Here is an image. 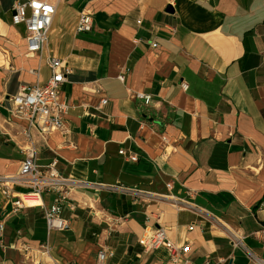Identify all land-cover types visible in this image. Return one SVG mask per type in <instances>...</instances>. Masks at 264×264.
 I'll return each instance as SVG.
<instances>
[{
	"label": "crops",
	"instance_id": "obj_1",
	"mask_svg": "<svg viewBox=\"0 0 264 264\" xmlns=\"http://www.w3.org/2000/svg\"><path fill=\"white\" fill-rule=\"evenodd\" d=\"M26 1L0 0V176L17 175L22 150L35 147L39 166L56 159L78 183L77 207L63 212L64 231H48L41 207L14 211L0 193V264H23L21 244L41 264H95L101 247L114 251L106 264H170L166 248L143 250L147 228L188 245L190 264H254L226 229L264 259L251 236L264 226V0H174L173 13L167 0H56L33 55L24 26L11 23ZM82 12L93 29L76 34ZM51 56L71 70L60 89L69 134L45 144L34 132L26 140L9 110L20 86L48 81ZM116 185L133 193L108 189ZM40 201L46 209L52 196Z\"/></svg>",
	"mask_w": 264,
	"mask_h": 264
},
{
	"label": "built area",
	"instance_id": "obj_2",
	"mask_svg": "<svg viewBox=\"0 0 264 264\" xmlns=\"http://www.w3.org/2000/svg\"><path fill=\"white\" fill-rule=\"evenodd\" d=\"M168 5L173 7L174 0H167ZM56 0H28L24 3H16L12 8L11 23L13 26H24L27 55L40 53L44 45L47 44V33L49 32L52 18L56 11ZM76 34L89 33L93 29V19L91 14L82 12L75 25ZM155 48L156 44H152ZM46 65L50 70V77L43 86H20L17 93L12 98V108L9 114L13 119L26 122L23 130V137L30 141L32 132L46 144V141L53 133H59L66 137L69 130L65 126V115L68 104L61 96V86L67 82L71 74L70 68L56 57H48ZM118 80L124 82V77L119 76ZM185 84H181L183 90ZM139 99L145 104L151 101V97L144 94H137ZM105 99H101L100 104L104 105ZM165 140V138L163 137ZM23 160L20 163L19 172L15 176H0V193L11 203L14 211L24 207H41L43 218L48 231H64L67 227V220L62 216L65 210L73 212L76 204L71 200L70 193L78 183L69 178H64L56 169L58 161L52 160L46 166H39L36 163L37 149L28 146L22 150ZM119 154L124 155L123 151ZM128 160L136 162L137 156L130 154ZM87 185V184H86ZM16 187L22 188V193L16 192ZM112 191L123 194H132L133 190L116 185L108 187ZM44 194L52 196V202L48 208H43L40 198ZM35 202L36 204H29ZM91 214L94 213L92 206H88ZM192 230V227L189 228ZM4 231V224L0 223V238ZM229 240L235 248H242L246 258L254 264H264V259L252 254L242 245V238L234 232L226 229ZM251 236L259 243L264 244V226L254 231ZM143 250L148 251L160 247L166 248L169 253L170 264H190L188 245L177 246L167 237L164 228L155 230L146 229L139 240ZM48 242L38 246L37 254L41 258H46L50 254ZM19 251L23 257V264H41L40 259L31 262V249L23 244L19 246ZM114 256V251L110 248L101 247L97 253L95 264H106Z\"/></svg>",
	"mask_w": 264,
	"mask_h": 264
},
{
	"label": "water",
	"instance_id": "obj_3",
	"mask_svg": "<svg viewBox=\"0 0 264 264\" xmlns=\"http://www.w3.org/2000/svg\"><path fill=\"white\" fill-rule=\"evenodd\" d=\"M166 11H167L168 13H173V10H172V8H171L170 6L166 9Z\"/></svg>",
	"mask_w": 264,
	"mask_h": 264
},
{
	"label": "bare ground",
	"instance_id": "obj_4",
	"mask_svg": "<svg viewBox=\"0 0 264 264\" xmlns=\"http://www.w3.org/2000/svg\"><path fill=\"white\" fill-rule=\"evenodd\" d=\"M29 204H36L35 202L29 203Z\"/></svg>",
	"mask_w": 264,
	"mask_h": 264
}]
</instances>
